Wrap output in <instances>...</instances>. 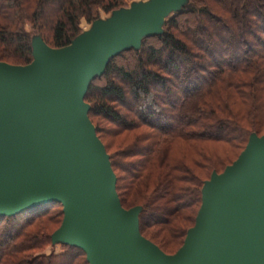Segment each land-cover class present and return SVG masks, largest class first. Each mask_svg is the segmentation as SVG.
I'll use <instances>...</instances> for the list:
<instances>
[{"label": "trees", "instance_id": "trees-1", "mask_svg": "<svg viewBox=\"0 0 264 264\" xmlns=\"http://www.w3.org/2000/svg\"><path fill=\"white\" fill-rule=\"evenodd\" d=\"M125 4L0 0V62L30 64L33 33L52 49L65 48L83 32V20L91 25ZM84 103L109 156L121 206L134 207L135 189L149 173L153 186L143 188L148 197L139 205L140 233L165 254L169 244L180 248L201 206L204 182L218 172L212 167L204 178L208 165H188L171 145L219 142L241 154L251 135H264V0H189L165 21L161 35L111 58ZM237 103L243 117L233 111ZM123 136L133 140L110 154L105 139ZM165 190L170 205L157 207L153 198ZM62 218L58 203L0 217V264H88L80 249L68 245L44 254L53 248L46 223L60 226Z\"/></svg>", "mask_w": 264, "mask_h": 264}, {"label": "water", "instance_id": "water-1", "mask_svg": "<svg viewBox=\"0 0 264 264\" xmlns=\"http://www.w3.org/2000/svg\"><path fill=\"white\" fill-rule=\"evenodd\" d=\"M188 2L133 3L65 48L32 36L26 66L0 62V217L60 204L52 246L78 248L88 264H264V135H251L238 158L204 182L193 227L167 255L141 235L142 208L121 206L109 156L88 118L84 96L109 60L161 35Z\"/></svg>", "mask_w": 264, "mask_h": 264}, {"label": "rangeland", "instance_id": "rangeland-1", "mask_svg": "<svg viewBox=\"0 0 264 264\" xmlns=\"http://www.w3.org/2000/svg\"><path fill=\"white\" fill-rule=\"evenodd\" d=\"M147 1L148 0H125L126 4L124 7L130 9L131 4H133V3L136 4V3L147 2ZM101 19H102L104 25H106V26L111 25L112 20H111L110 15L101 14ZM25 29L28 33H30V34L33 33L31 30V27L28 24H25ZM81 29L84 32L83 38H88V37L92 36L93 34H95L97 31L96 29L91 27V25L87 24L84 20L81 22ZM34 35H36V34L33 33V36ZM54 55L62 57L65 55V51L55 52ZM119 61L120 60H117V63H120ZM36 62H38V61H36ZM100 66H102V63L100 64ZM238 105H239L238 103L236 105H233V111L238 112L240 114V116L243 117V114L245 112L244 107L241 108ZM101 125H102V127H107L103 123ZM105 140L108 143V148H109L108 152L110 154H113L116 151H118V149L120 148L119 147L120 145L125 146L129 142H131L133 139L131 140V137L123 136V137H116L114 139L106 138ZM170 151L174 155L177 154L179 151H181V156H185V160H186L187 164L190 166H192L194 164V161H200V162H203L205 165H208V170L204 173V174H206L204 178H207L209 176V173H210L209 171L211 170L212 167L214 168V170H216V172H218L217 174H219L220 172H222V170L225 169V167L230 166L237 159V157L240 155L239 150L233 149L230 146H227L226 144L219 143V142L183 143L181 141H177L171 145ZM149 181L151 182L152 178L150 177V174L148 173L145 176V178L140 182V183H142L141 188L138 189V187H137L135 189V192H136V195L134 198L135 205H134V207H132L130 209H133L135 207H140L139 205H144V203L148 197V194L146 192H144L146 190L143 188H144V186L147 187V185L149 187L153 186V183L150 184ZM139 190H141L142 192H139ZM153 200L155 201L154 205H156L157 207L159 206L160 208H162L166 205L167 206L170 205V204H166V202L170 201L168 193H166V190L163 191L160 195L154 196ZM126 210H129V209H126ZM56 222L54 221V222H52V224L46 223L48 233L53 234L57 230L59 225ZM36 228H37V226L35 225L32 228H29L28 231L29 232L35 231ZM148 232H150L151 234L153 233L152 231H148ZM160 235L163 236V234H160ZM161 240L162 239H156L155 242L161 243L162 242ZM166 241H167V239H166ZM177 248H178L177 246H175L173 244H169L167 246L165 252L167 253V255H173L179 249V248L178 249ZM60 252H61L60 245H55V246H53V248H51V247L46 248L44 254H46V255H48L50 253L58 254Z\"/></svg>", "mask_w": 264, "mask_h": 264}]
</instances>
